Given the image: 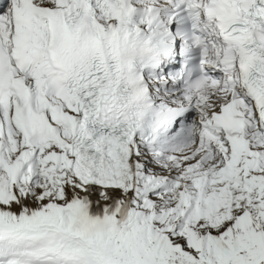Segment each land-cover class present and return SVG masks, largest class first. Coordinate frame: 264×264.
<instances>
[{
  "label": "snow or ice",
  "instance_id": "6c2138e0",
  "mask_svg": "<svg viewBox=\"0 0 264 264\" xmlns=\"http://www.w3.org/2000/svg\"><path fill=\"white\" fill-rule=\"evenodd\" d=\"M0 264H264V0H0Z\"/></svg>",
  "mask_w": 264,
  "mask_h": 264
}]
</instances>
